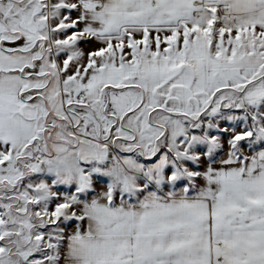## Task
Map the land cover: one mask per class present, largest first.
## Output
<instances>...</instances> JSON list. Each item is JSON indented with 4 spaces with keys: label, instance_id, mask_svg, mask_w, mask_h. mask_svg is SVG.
I'll return each mask as SVG.
<instances>
[{
    "label": "snow or ice",
    "instance_id": "obj_1",
    "mask_svg": "<svg viewBox=\"0 0 264 264\" xmlns=\"http://www.w3.org/2000/svg\"><path fill=\"white\" fill-rule=\"evenodd\" d=\"M0 264H264V0H0Z\"/></svg>",
    "mask_w": 264,
    "mask_h": 264
}]
</instances>
